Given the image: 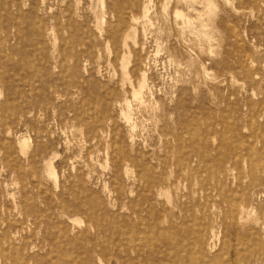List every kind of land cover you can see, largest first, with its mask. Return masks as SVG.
Wrapping results in <instances>:
<instances>
[{
	"label": "rangeland",
	"instance_id": "374dc122",
	"mask_svg": "<svg viewBox=\"0 0 264 264\" xmlns=\"http://www.w3.org/2000/svg\"><path fill=\"white\" fill-rule=\"evenodd\" d=\"M127 2L121 40L131 35L130 75L144 70L155 85L153 107H140L121 87L128 50L106 48L115 0H0V236L10 221L11 242L23 247L15 256L2 244L0 264H85L78 248L94 240L114 254L119 217L150 233L155 221L165 264H195L182 244L202 263L264 264L256 141L264 136V0ZM76 35L83 43L73 42ZM127 100L132 124L123 118ZM237 142L253 145L255 156L236 159L230 144ZM117 148L152 165L180 149L196 170L152 205L140 201L139 218L128 217L143 184L136 167L119 164ZM111 253L91 263L106 264Z\"/></svg>",
	"mask_w": 264,
	"mask_h": 264
},
{
	"label": "bare ground",
	"instance_id": "6f19581e",
	"mask_svg": "<svg viewBox=\"0 0 264 264\" xmlns=\"http://www.w3.org/2000/svg\"><path fill=\"white\" fill-rule=\"evenodd\" d=\"M115 1H116L117 4L112 5L109 8V12L112 15L115 16L116 21H117V24L111 23L110 28L107 30V36H108V38L106 40V42H107V47L106 48H107V50L109 52V50L111 49V47L114 50V48H115L116 45H118L119 43H122V46L126 50H128L127 52L124 51L123 56L121 58V67H122V71H123V78L121 79V83H122L121 84V87L125 91H126V87H128L130 89V93H131L132 98L134 99L135 102H137V104L140 107H153L154 105L156 106L159 103V100H156L155 93L153 92L155 90V88H154V90H152V88H151V87H154L155 85L150 87V84H149L150 81L148 82V74L146 72H144V70L143 71L141 70L143 72V74L140 76V78H138L136 80L134 79V76H131L130 75V72H129V63H130V58L132 57V52H131V50H129L130 49V45H129L128 41L131 38V35L130 34L125 35L123 37V39L121 40L122 33L123 32H122L121 29H119L120 28V26H119L120 25V22L121 21H124V12L126 10L131 9V7L133 5H131L130 3H128L127 0H115ZM102 3H103V0H102ZM213 6H215V5H213ZM148 10L149 9H147V11ZM98 29H99L100 34H103L104 29L102 27V23L101 22H99V24H98ZM67 31H68V29H67ZM61 34H64V33H61ZM89 37H90V35H89ZM83 41H84V38L81 37V36L76 35V36L73 37V42H81V43H83ZM156 42H157V40H156ZM79 47H80V45H79ZM7 52H9V51H7ZM61 53H63V52H61ZM80 53H82V52H80ZM112 53L110 52V54H112ZM118 55L119 54L116 53V57ZM62 56H63V54H62ZM35 69H37V68H35ZM94 97H95L94 95L91 96L89 98V101H95ZM105 102H106V100H105ZM259 102L260 103H263L264 102V99H261ZM95 104H96V107L95 108L97 110L98 105H97V103H95ZM122 104H124V103H122ZM132 104H133L132 102H130L128 100L126 101L127 111H124L123 112V118H124V122H126V124H132V116H131V113H130L131 110L133 109L132 108ZM184 104L185 103L182 102V100H180V101H178L176 103L175 108L176 109H180V108L184 107ZM156 108H158V107H156ZM84 120L86 121L85 118H84ZM99 122H100V120L96 119L95 120V123H94L95 125H93L94 126V129H95L94 136H97V137L99 136V134H101V130H99V127H100ZM87 123H88L89 126L91 125L90 121H88ZM153 124H154V122H153ZM157 130H158V128H157ZM177 136H178V140H181V138H182L181 135L179 134ZM255 138H256V136H255ZM256 141L261 146L260 147V151H259L260 154H261V157H260L259 162L257 163V166L260 168V170H264V136L257 137ZM3 142H4V140H3ZM7 144H8V142H7ZM2 145H3V143H2ZM114 148H116V146ZM230 149L233 150V153L236 156V159H238L239 161L240 160L241 161L242 160H245L248 157L251 158L252 155L255 156L254 147H253V145H250V144L248 146L244 147L239 142H237L236 144L235 143L234 144L231 143L230 144ZM114 153H115V156L117 157L116 159L118 160V162H119L120 165L123 166L125 164L126 166L136 167L138 178H139V180L143 184L141 186V192H142L141 193V195H142L141 196V199L139 198L138 201L133 202V204L130 207V215H128V217H131V216L135 217L136 216V217L139 218V216L141 214V211L139 210L140 201L143 200L144 203H148L149 205H152L153 204V201H154V195L155 194L158 193L159 195H161L165 191H168L170 188H173L174 186L177 187V186L181 185L182 183H184V182H186L188 180L187 179V176L190 173H193L194 170H196L195 168H193V164H192V162H191V160L189 158L190 155H186V154L182 153L180 151V149H178V150L176 149L175 150V148H173L172 150H170L169 156H163L162 157V156L158 155V157H156L157 162H156L155 165L150 164V162L146 161L143 156H141V155L139 156V154L138 155L129 154L128 151L125 150V149H121V148L119 149V148H117ZM250 161H249V163H250ZM8 163H10V162H8ZM250 165L253 166V163L251 162ZM22 167H23V165H22ZM27 167H28V165H27ZM18 170H19V168H18ZM50 171H51V169H50ZM127 171H129L128 168H126V172ZM133 174H135V173H133ZM169 175L174 176L173 179L170 178ZM126 177H128V176L126 175ZM47 178H48V175H47ZM40 182H41V180H40ZM54 183H55V181H54ZM138 183H139V181H138ZM38 190H37V192H38ZM131 192H130V194H131ZM38 194H40V193H38ZM43 194H45V192ZM62 205L63 204H61V206ZM121 221H124V218L123 217H119L118 224H117V230H116V234H115V238H114V243H115V250H114L115 252H113L114 254L111 253V249L109 248L108 244H105L106 246L103 245V246H105V247H103L102 245L100 246V244H99V242L97 240H94L92 246L91 245H83L82 248H78L79 250H82V251H84V252L87 253V258L85 259V264H96L95 262L91 263L94 260L95 255H98L99 254L101 256L106 257L109 253H111L112 256H111L110 259H108L106 261V264H165L163 261H160L159 256H158L164 243H162V240L159 238V234L157 232L158 231V227H157V224L155 223V221H149V228L152 226L151 229H150L151 230V233L148 232L145 229V226L144 227H140V226H138V227H131L130 225H127L126 223L121 222ZM4 223H5V229H4V233L0 236V243H1L0 248L2 247V244H5V243L8 244V245H13L11 247H14L15 248V256H19V254L21 253L20 252V249H23V247L21 245H17L16 246V244H14V243L11 242V238L13 237V236H11L13 232L10 231L11 228H12V224H11L10 221H4ZM81 224H83V223H81ZM95 226H99V225L97 224ZM176 228H177V226H175L174 224H172L171 227L168 229V232H169L168 235L172 234L176 230ZM67 240L69 242L73 241V239H71L70 237H68ZM20 246L22 248H20ZM243 249H244V247H243ZM182 250L185 252V254L189 258V260L192 261V262H194L195 264H213V259L210 260V261H207L206 260V261H204V263H202L201 261H197V256L196 255L198 253L197 252H194L191 247H185L184 244H182ZM144 252H146V253H144ZM243 253H245V252L243 251ZM101 256H99V259L100 260H101ZM187 262H188V260H187ZM228 262H229V260H228ZM4 263L7 264L6 262H4ZM8 264H19V260H18V258H15V259H13V263H8Z\"/></svg>",
	"mask_w": 264,
	"mask_h": 264
}]
</instances>
